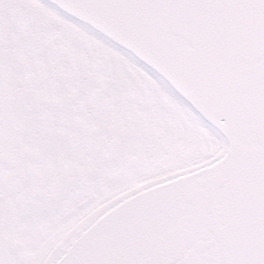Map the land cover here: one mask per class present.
Masks as SVG:
<instances>
[{
	"label": "snow or ice",
	"instance_id": "1",
	"mask_svg": "<svg viewBox=\"0 0 264 264\" xmlns=\"http://www.w3.org/2000/svg\"><path fill=\"white\" fill-rule=\"evenodd\" d=\"M0 264H264V0H0Z\"/></svg>",
	"mask_w": 264,
	"mask_h": 264
}]
</instances>
